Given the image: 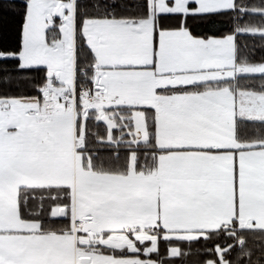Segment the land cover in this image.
<instances>
[{
    "label": "snow or ice",
    "instance_id": "1",
    "mask_svg": "<svg viewBox=\"0 0 264 264\" xmlns=\"http://www.w3.org/2000/svg\"><path fill=\"white\" fill-rule=\"evenodd\" d=\"M0 264H264V0H0Z\"/></svg>",
    "mask_w": 264,
    "mask_h": 264
}]
</instances>
